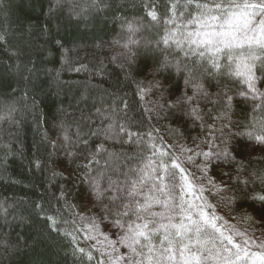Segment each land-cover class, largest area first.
I'll use <instances>...</instances> for the list:
<instances>
[{
    "label": "trees",
    "instance_id": "16d2710c",
    "mask_svg": "<svg viewBox=\"0 0 264 264\" xmlns=\"http://www.w3.org/2000/svg\"><path fill=\"white\" fill-rule=\"evenodd\" d=\"M167 2L63 0L57 7L56 0H0V264H103L70 205L86 201L89 190L79 178L93 152L101 150L99 163L91 168L103 175L105 187L123 184L128 170L150 157L141 144L118 134L119 125L134 124L133 131H152L168 143L177 130L187 138L208 136V128L202 130L200 121L193 123L180 111L159 116L146 111L154 91L140 92L151 89L154 79L169 76L184 88V77L175 68L155 71L165 56L184 59L183 52L133 45L128 39L129 24L136 26L137 39H157L168 17L161 6L156 11L162 19L152 22L148 5ZM252 103L241 105L244 115L251 113ZM204 111H211V105ZM234 111L233 120L240 118V109ZM254 115L260 119L264 114ZM240 139L237 162L248 172L264 170V145ZM233 143H228L230 151ZM239 172L244 178V170ZM231 175L236 183V166ZM203 195L209 203L219 201L228 214L250 211L260 219L264 212L259 201L250 206L251 201L228 203ZM49 216L61 221L60 232L50 229ZM78 247L94 259L89 261Z\"/></svg>",
    "mask_w": 264,
    "mask_h": 264
},
{
    "label": "snow or ice",
    "instance_id": "6c2138e0",
    "mask_svg": "<svg viewBox=\"0 0 264 264\" xmlns=\"http://www.w3.org/2000/svg\"><path fill=\"white\" fill-rule=\"evenodd\" d=\"M62 3L63 0H56L57 7ZM161 6L163 15L168 17L165 23L173 27L156 46L163 44L165 52L175 47L183 52L184 59L169 60L165 56L155 71L175 68L184 77V88L170 76L154 79L148 91L155 89L158 98L146 111L156 116L180 111L192 117L193 123L200 121L209 133L203 145L192 139L190 147L181 142L184 133L179 130L173 142L168 143L163 137H154L152 131H133L134 124L119 125L118 134L141 144L150 157L142 168L131 169L123 184L109 182L107 187L102 184L103 175H93L91 168L93 163H99L101 150L86 157L87 163L81 166L83 177L79 178L89 185L82 213L89 205L99 209V223L97 217L85 218L86 240L97 239L92 233L99 232L100 224L104 232L111 233L112 238L104 237L111 249L105 254L109 264H264V250H250L246 231L233 230L234 234L225 235L218 227L222 217L216 214L217 206L203 195L205 190L211 195V189H215V195L228 203L251 201L252 206L259 201L264 208V170L248 172L236 160L242 155L237 147L241 137L264 145V115L260 119L254 115L264 114V0H169L162 5H148L153 9L147 13L152 22L162 19L156 11ZM128 27L133 33L137 31L133 24ZM129 43L136 41L130 39ZM237 83L245 87H235ZM144 91L140 89L141 93ZM249 98L253 102L251 119L241 107ZM209 105L211 111H204ZM236 108L241 117L233 120ZM184 126L187 127L186 122ZM157 139L162 143L158 144ZM230 140L234 142L231 151ZM82 143L86 145L87 141ZM221 164L226 165L227 171ZM234 166L236 183H232L231 175ZM239 169L244 170V178ZM209 171L216 174L219 186ZM206 185L210 188L206 189ZM46 219L50 229L60 232L61 221L52 216ZM260 222L264 223V212ZM65 235L75 240L71 233ZM119 246L126 250L124 254H120ZM76 251L89 261L94 259L83 247Z\"/></svg>",
    "mask_w": 264,
    "mask_h": 264
},
{
    "label": "rangeland",
    "instance_id": "374dc122",
    "mask_svg": "<svg viewBox=\"0 0 264 264\" xmlns=\"http://www.w3.org/2000/svg\"><path fill=\"white\" fill-rule=\"evenodd\" d=\"M187 18H189V17L186 16L185 19H187ZM177 23H183V21L177 20ZM171 27H173V25L166 23L164 29L158 34L157 39L150 38L151 39L150 40L149 38H144L143 41H141V39H137V34L139 33L137 31L135 33L132 32V34H130V36H128V39L136 41V43L133 45L141 44L142 46H145L146 44H148V45H153L156 48L157 47L156 42L158 40H160L161 37L165 34V32ZM190 27H192V26H190ZM129 32L131 33L130 29H129ZM144 42H145V44H144ZM106 46H107V48L110 49L109 44L106 43ZM160 46L165 47L163 44H161ZM171 50H179V49H176L175 47H173ZM244 87H245V85L238 83V88L243 89ZM148 89H144L145 91H147L146 93H144V95H147L148 92H150V91H148ZM261 90L264 91V89H261ZM151 91H154V93L152 92V94H151V92H150L148 94V97L150 99L149 104L152 107V103L158 98V94L155 92V90H151ZM151 95H152V97H150ZM239 98H243V97H239ZM248 100L252 102V100L250 98ZM257 102H259V101H257ZM200 128L202 130H203V128H205L202 125V123L200 124ZM205 137L206 136H203L199 139L193 137V138H191V140L188 139L187 137H184V139L181 142L186 143L188 146L191 147L192 146V139H195V140H197V143H201L203 145ZM172 142L173 141H170V143H172ZM205 150H207V148H205ZM60 155H61V153L57 154V156H60ZM194 159H200V158H194ZM146 163H147V160L142 161L137 166H135L134 168H131V169L142 168L144 166V164H146ZM131 169H129L128 172L126 173L124 182L126 181L127 176L130 174ZM92 174L98 175L95 173H92ZM208 175L210 177L215 178V174L212 173L211 171H209ZM132 178H135V174H132ZM216 183L218 186L220 185L219 180H217ZM86 186L89 190V185L87 183H86ZM207 188H210V186L206 185V189ZM211 191H212L213 199L214 198L218 199L219 196L215 195V189H211ZM205 192H208V191L205 190ZM117 194H118V192H117ZM219 199H220V197H219ZM86 204H87L86 201H73V202H71V205H70V207H71L74 215L76 216L78 223H79L82 231L84 232L85 236H87V233L84 231V229L87 227L85 218L93 217V216L97 217V222L99 223V209H98V207L94 208L91 205H89L87 207V210L83 211V213H82V209L85 208ZM210 204L217 206L216 214L219 215L220 217H222V219L218 222V227H220L222 230H224L225 235H228L230 232H232L234 234L233 230L246 231L248 234L247 238L250 240L249 247H250L251 251H255V250H253V247H259L261 245H264V223H261L259 218L254 217L250 211H245V212L239 211L238 212L239 215L228 214L226 209L224 208V206L221 205V203H219V201L215 200L214 203L211 202ZM246 217H250L251 219H246ZM92 235L97 237V239L93 240L92 242L100 250L101 255H102V259H103V264H109L108 259H107L105 254L111 253V249L106 246V242H105L104 237L108 236L109 238H112L111 233L104 232L103 225L100 224L99 232H94V233H92ZM119 247H120V254H124L126 252V250L123 249L122 246H119ZM231 259L234 260L235 257H231Z\"/></svg>",
    "mask_w": 264,
    "mask_h": 264
}]
</instances>
